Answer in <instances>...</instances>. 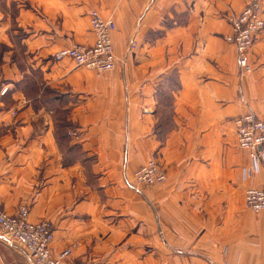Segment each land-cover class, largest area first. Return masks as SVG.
<instances>
[{
    "label": "crops",
    "instance_id": "crops-1",
    "mask_svg": "<svg viewBox=\"0 0 264 264\" xmlns=\"http://www.w3.org/2000/svg\"><path fill=\"white\" fill-rule=\"evenodd\" d=\"M254 1L264 9V0H0L2 210L27 206L32 223L52 222V255L72 250L61 264H264V212L244 201L264 189V171L245 174L234 123L247 113L264 121V29L243 78L226 41L228 16ZM93 10L117 25L111 73L54 61L94 43ZM173 77L172 130L160 139ZM150 159L166 183L137 189ZM0 264L34 263L0 235Z\"/></svg>",
    "mask_w": 264,
    "mask_h": 264
},
{
    "label": "built area",
    "instance_id": "built-area-1",
    "mask_svg": "<svg viewBox=\"0 0 264 264\" xmlns=\"http://www.w3.org/2000/svg\"><path fill=\"white\" fill-rule=\"evenodd\" d=\"M264 9L260 2L250 3L241 13L228 16L232 27V35L226 41L233 45L238 54L240 77L243 78L253 71L246 55L252 49L258 34L264 29ZM90 27L94 36L92 45L74 44L54 55V61L71 60L76 67L107 74L118 67L113 36L117 25L112 19H104L99 11L90 14ZM137 43L132 42L130 51ZM7 88L1 94L7 93ZM238 147L247 153L250 166L245 174H256L264 171V121L253 113L239 116L234 121ZM72 135V134H70ZM72 136H77L73 134ZM167 173L156 159H150L136 170L134 184L140 188H159L166 183ZM246 208L254 213L264 212V189H249L245 192ZM0 235L20 245L34 264H61L68 259L72 250L67 249L59 256L52 255L55 241L54 227L50 221L32 223L30 210L20 206L13 215L7 214L0 203Z\"/></svg>",
    "mask_w": 264,
    "mask_h": 264
},
{
    "label": "trees",
    "instance_id": "trees-1",
    "mask_svg": "<svg viewBox=\"0 0 264 264\" xmlns=\"http://www.w3.org/2000/svg\"><path fill=\"white\" fill-rule=\"evenodd\" d=\"M169 83L170 84H168V82L165 83L163 89L166 90V93L161 94L162 97L160 98V104L162 105L163 109L167 112L166 115L167 119H165L164 124H162V129L156 130L160 139H164L168 134V132L172 130V124L170 123L168 118V116H170L169 113H171L173 107V99L171 97V91H177L179 89V83L177 77H174V80H170ZM168 91L170 92V95L167 93ZM168 122L170 123L169 126H167Z\"/></svg>",
    "mask_w": 264,
    "mask_h": 264
},
{
    "label": "rangeland",
    "instance_id": "rangeland-1",
    "mask_svg": "<svg viewBox=\"0 0 264 264\" xmlns=\"http://www.w3.org/2000/svg\"><path fill=\"white\" fill-rule=\"evenodd\" d=\"M2 9H3V8H2ZM2 11H4V10H2ZM12 13H13V15H14V11H12ZM6 52H7L6 47H4L3 45H1V46H0V57L3 56ZM23 52H24V51L19 50V51H18V56H21V54H23ZM170 80H174V77L171 78ZM170 80H168V84H170V83H169ZM166 123H167V122H166ZM169 125H170V123L168 122L167 126H169Z\"/></svg>",
    "mask_w": 264,
    "mask_h": 264
}]
</instances>
